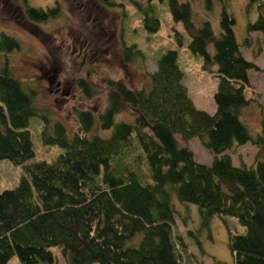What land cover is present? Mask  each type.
I'll return each mask as SVG.
<instances>
[{"label":"trees","instance_id":"obj_1","mask_svg":"<svg viewBox=\"0 0 264 264\" xmlns=\"http://www.w3.org/2000/svg\"><path fill=\"white\" fill-rule=\"evenodd\" d=\"M131 1L141 12L142 27L156 31L158 17L142 0ZM158 1L181 23L202 68L215 76L214 111L193 104L178 50L167 48L146 73L147 86L132 88L122 77H105L103 107L96 114L73 107L79 130L69 133L34 104L35 90L24 88L3 63L0 159L12 161L20 173L12 187L0 191V264L12 254L20 264L50 263L52 247L66 264H181L186 250L175 231L176 200L196 205L202 228L213 214L234 216L244 230L228 234L233 264H264V115L254 134L241 117L254 100L248 71L259 68L240 49L252 44V32L264 42V0L247 1L257 16L245 23L241 42L224 5L215 34L208 19L193 22L190 0ZM204 1L210 9L211 0ZM21 10L31 22L60 12L57 2L43 9L26 0ZM173 34L180 46L181 31L173 27ZM19 48L15 37L0 31V51ZM121 52L126 62L144 57L135 43H121ZM75 84L86 98L97 93L83 77ZM125 111L130 118L116 119ZM194 137L212 154L209 163L197 161L186 144ZM36 138L41 146L56 148L52 157L34 158ZM244 143L256 147L253 163L235 165L226 151Z\"/></svg>","mask_w":264,"mask_h":264},{"label":"rangeland","instance_id":"obj_2","mask_svg":"<svg viewBox=\"0 0 264 264\" xmlns=\"http://www.w3.org/2000/svg\"><path fill=\"white\" fill-rule=\"evenodd\" d=\"M247 1L211 0V7L207 9L204 0H190L192 20L199 24L202 19H208L217 34L219 12L224 5L226 11L234 18L233 31L237 41L241 42L245 23L257 16L256 6H249ZM26 2L43 9L57 2L59 15L43 22H31L22 13V0H0V31L15 37L20 43L19 49L0 51V66L6 63L24 88L34 89V104L46 110L51 121H62L69 133L79 130L71 110L73 107L87 108L94 114L103 107L105 77H122L132 88L147 86L146 73L155 68V58L167 48L178 50L177 63L183 71V83L193 104L207 112L214 111L212 94L216 87V78L202 68L201 56L188 49L189 37L181 23L172 20L164 1H140L148 12L159 19V27L153 32H147L142 27L141 12L131 0H114L115 5H104L98 0ZM173 27L182 33L180 46L176 44ZM251 37L252 44L240 45V49L244 57L254 62L259 69L248 71L254 100L243 109L241 117L249 132L254 134L259 131L260 115H264V42L259 32H252ZM121 43H135L144 57L124 61ZM77 77L86 79L97 93L91 98H86L75 84ZM130 117V113L125 111L118 114L116 119ZM33 118L35 117L30 120ZM95 131L102 135L109 132L99 131L98 128H95ZM34 132L32 131V139ZM36 144L34 158H50L56 152V148L41 146L37 138ZM186 144L197 161H211L212 154L197 138L188 139ZM255 151L256 147L244 143L226 152L233 164L242 162L248 166L253 163ZM19 173L17 165L9 159L1 158L0 191L12 187ZM175 208V231L181 235L186 250V257L183 255L181 264H233L228 248V234L229 231L241 233L244 230L234 216L213 214L208 227L202 228L199 226L195 204H181L176 200ZM187 230H190L191 234ZM51 249L53 261L38 264H66L59 249ZM6 264L20 262L17 256L12 254Z\"/></svg>","mask_w":264,"mask_h":264}]
</instances>
